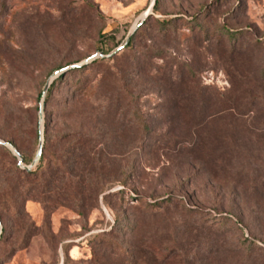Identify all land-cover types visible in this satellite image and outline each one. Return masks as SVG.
<instances>
[{"label":"rangeland","instance_id":"obj_1","mask_svg":"<svg viewBox=\"0 0 264 264\" xmlns=\"http://www.w3.org/2000/svg\"><path fill=\"white\" fill-rule=\"evenodd\" d=\"M152 1L0 0V139L27 171L0 195V264H264V0ZM96 55L84 94L66 76L41 120L46 84Z\"/></svg>","mask_w":264,"mask_h":264},{"label":"trees","instance_id":"obj_2","mask_svg":"<svg viewBox=\"0 0 264 264\" xmlns=\"http://www.w3.org/2000/svg\"><path fill=\"white\" fill-rule=\"evenodd\" d=\"M158 11H159V0H156L155 5H154V13H157ZM140 27H138L135 30V32L130 36V39L126 45V48H129L132 46L133 37H134L135 33L139 30ZM101 35L106 37L107 33L103 32ZM239 35L240 34L234 30H232V31L227 30V36H229L230 38L237 39ZM101 52L103 54L108 53V51L105 50L103 47L101 48ZM104 61H105V58H100V59L97 58L89 64H84V65L79 66V67H72V68L68 69L66 72H64L63 74H61L50 85L48 92H47V95H46V98H45V104H48L49 100L51 99L53 90L55 89L57 84L59 82L64 81L65 77L70 75V74H75L76 76H80L77 80L72 81V82H73V85L76 89L77 95L84 94V92L90 86V83H89L87 78L82 79L81 77L88 70V68H90L91 66H95V65H97L101 62H104ZM42 95H43V93L41 92L39 94L40 99L42 98ZM255 98H253V99L256 100V104L259 103V105L264 108V97H258V98L255 97ZM49 138H50L49 134L47 132H45L44 133V146H43V148H46V144H47V141L49 140ZM8 142L12 146H14L18 150L19 153L22 154V151L16 142H14L13 140H8ZM82 150H83V147H81L80 145L76 146V148L71 151V155L78 153V155H77L78 159L81 158L80 161H82L83 164L80 167L79 174L77 173V176L81 177L84 180L87 176L92 175V173H93L92 171H94L93 170L94 164L92 163L93 158L91 157V155L87 156L88 155L87 152L84 150H83V152H81ZM23 158H24L23 159L24 162H28V159L26 157H23ZM44 158H45V153L42 152V155L40 158V163H39L40 168H43L42 163L44 161ZM17 162H18V156H16L14 153H12V151L9 150L6 146L0 144V180L3 177L5 178V181L0 182V195H2V198L5 199L6 201L12 200V192L18 187L19 182H21V179L25 178L24 174L27 173V171L24 168H22L21 166H19L17 164ZM63 172L64 171L61 170L60 165H59V166H56V169L52 170L51 174L55 180H58V177H60V176L64 177V174H62ZM6 179H9L10 183L6 182ZM102 179H106V177H103ZM104 181H106V180H104ZM116 183H118V182H114L113 185ZM119 183H125V182L119 181ZM105 191H106V188H104V186H103V188L101 189L100 192L105 193ZM113 194L124 196L125 190L120 189V190L114 192ZM105 196H107V194H105ZM172 201L173 200L170 198H167V199H160L159 198V199H155L154 202L149 203L148 206H150L151 210L160 209L163 207L164 203H166L167 205L173 204ZM0 216H1V210H0ZM125 228H126L125 223L123 222L121 217L119 215L115 214V223L109 231H104L103 233H98V234H92L91 236L94 239H99V238L101 239L99 241L100 245L98 247H100V250L105 251V250H108L109 248H111L110 245L112 246V244H113L112 241L106 240V237L109 235L117 234L118 232H122ZM208 229L209 230L212 229L213 231L218 230V229H214L213 226H208ZM131 230H134V224H132L130 231ZM221 231H224V230H220V232ZM3 233H4V229H3ZM125 234H127V233H125ZM132 251L135 253L134 258L136 259L138 257L137 254H140V252L142 250L137 246H133ZM197 261L199 262L198 259H197Z\"/></svg>","mask_w":264,"mask_h":264},{"label":"water","instance_id":"obj_3","mask_svg":"<svg viewBox=\"0 0 264 264\" xmlns=\"http://www.w3.org/2000/svg\"><path fill=\"white\" fill-rule=\"evenodd\" d=\"M155 5V0L152 1V7H154ZM142 23V22H141ZM140 23V24H141ZM138 25H136V27L134 28V31L137 29ZM122 49V47L119 48V50ZM97 55L88 59L85 63H91L92 61H94L95 59H97ZM83 65V64H82ZM82 65H73V66H70V67H67L63 70H61L60 72L57 73V76H55L54 78H52L45 86L44 88V91H43V95H42V106H41V109H40V119L42 120L43 119V107H44V103H45V98H46V95H47V92H48V89L50 87V85L53 83V81L58 77V75H61L63 74L64 72H66L68 69L72 68V67H79V66H82ZM0 144L8 147L16 156H18L20 162L22 163V156L21 154L18 152V150L12 146L9 142L7 141H4V140H1L0 139ZM43 146H44V136H43V133H41V139H40V144H39V150L37 152V160H39L41 158V155H42V149H43ZM2 231V220L0 218V233Z\"/></svg>","mask_w":264,"mask_h":264}]
</instances>
